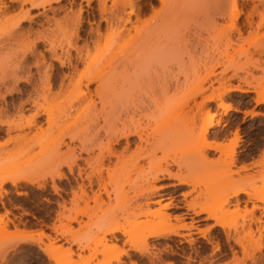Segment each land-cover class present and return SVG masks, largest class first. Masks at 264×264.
Returning <instances> with one entry per match:
<instances>
[{"label": "rangeland", "instance_id": "obj_1", "mask_svg": "<svg viewBox=\"0 0 264 264\" xmlns=\"http://www.w3.org/2000/svg\"><path fill=\"white\" fill-rule=\"evenodd\" d=\"M20 1L3 0L5 6L7 5V7L8 6L11 7V9H8L10 11L8 15L14 14L16 13V11H18V9L16 10V7L21 4ZM32 1L33 2L35 1V3H39L46 0H32ZM124 1L127 4H129L128 2L131 1L130 5L133 4V6L131 5L133 9V11H130L131 14L130 13L128 14L129 10H131V7L130 9L128 8V6L130 5L127 6V4L125 5V3H122ZM124 1L123 0H89L88 2V0H49V4L45 5V3L48 2L46 1L44 3L45 6H43L42 8L41 7L31 8L30 5L28 6V4L30 3L26 2L23 4V7L24 9L28 7L29 15L30 17L32 16L31 17L32 20L26 19L22 23L20 30L21 34L19 33L20 28L15 32L14 40L18 38V40L15 41H13V39L11 40L6 39L3 32L10 26L11 21L9 22L4 20L3 22L2 19L5 18L4 17L5 14L1 13L0 15L2 16L4 15V16L3 17L0 16V30L3 29L2 33L4 37L3 36L2 37L7 41L6 40H4V42L2 41L3 40L1 38L2 34L0 33V40L2 39L1 41L3 43L0 44V64L4 67L3 69L0 67V78L3 79L1 77V75L3 76L2 70L6 71L7 69H9V67H13L15 64H17L19 59L22 57L23 53L27 49H29L27 48L28 46L30 47L28 42H31L33 40L32 38L34 37V35L37 34L36 32H39V34L37 35H46L48 38L50 37L49 39L50 40L53 39L51 41L55 42V44L56 43L58 44V42L62 43L61 45H59L60 43L58 45L64 49L68 48L73 54L75 51L74 49L76 47L81 48L83 46L82 47L84 49L83 53H89V55L96 54L98 50L101 49L103 52L106 50L105 53L107 56H111L112 54L115 55V53L116 54L119 53L118 55L123 54L122 56H124V54L129 56V54L132 53L131 55L132 57H136V61L139 60L138 57L141 56L142 58L140 57V60L143 61L139 60L140 62H142L140 68L138 67L140 66L138 65L140 63L139 61L137 63L136 61L131 60L133 61L134 66H135V62L137 63V66L135 67L133 66V63L130 64L131 62L130 63L125 62L127 61L126 55H125L126 57L124 56V58H122V56L120 55V60L119 58L117 59L119 61L117 63L118 65L115 64L118 66V67L116 66L117 67L116 69L121 70V71L119 70L117 71L123 73L122 69L123 70L124 68L128 69V72L126 71V69L124 70L126 71L125 74L126 75L128 74L127 78H129L130 80L129 81L127 79V82L133 81V87L131 85L127 93L124 95V98L125 97L128 98L127 99L123 98L124 99L123 101L127 100L126 101L127 105H131L130 106L131 108H132V104L133 107L136 104V106L138 107L136 108L137 110L141 111L140 108H144V107H145L144 109L146 110L147 105L150 104L148 102H151L150 97H154V99H158L159 97V100H161L160 97L163 96L162 95L163 90L161 86H163L164 83H169L170 85H172V88L169 91L170 92L169 94L171 96L170 98L172 100L171 102L172 107L170 106L171 111L169 112L170 116H173V119L178 117L184 121V122L180 121L182 124L181 129L177 128L178 126L177 125L176 128L174 129L175 130L174 132H176L177 134L184 133V131H187V129H189L188 126L190 124L193 125L192 123H190V119L192 116L189 119V116L191 115L192 112H194V114L192 113L193 115H196L195 116L196 120H194V122L196 121L195 122L196 125L194 123L195 127L196 126L199 127L201 122L200 121L201 116L207 110L208 112H214V114H216L215 121L218 120L219 124L214 125L211 128L210 133L208 135V139L221 141V142L224 141L228 143V151L233 150L234 153V162H233L234 164L229 163L231 162V159L228 157L225 158L226 156L224 157L221 156L220 161L218 162V164H216L217 162L216 158H218V155H221V153L208 150L206 157L207 160L206 159L205 160L207 161V163L209 161L210 162L206 165L205 163L206 161L203 162L201 160L202 163L205 164L203 165L204 166L203 167L202 163L200 162L201 163L200 167L201 168L203 167L204 169L198 170V168H195L193 166L195 165L194 160L195 159L197 160L199 156L198 155L199 151L196 148V145H192L193 146L192 148H194V150H192L191 152L189 151L188 154L186 155V153L181 152L182 149L186 150L185 149L186 146L185 148H181L183 144L176 142L177 144H179V146L182 144V146H180L181 149L179 148V146H177L179 149L178 148L176 149L175 142H174V148L170 146L171 142H169L170 143V144L168 143L169 146L166 145L167 147H165L167 148V150L171 149L170 150L171 152L180 150V152L176 151L175 152L176 155H175L173 152L171 153L168 151L167 155L169 156V158L165 160L164 157L165 163L169 161L167 162L168 164L163 163L164 160H162L163 162L161 161V163H159L160 160L158 159V157H160L162 153H159V150L156 151L155 156L157 157L156 158L157 163H159L157 165H161V167L165 166L175 173L178 172V174L183 176L184 179L188 180L190 183L193 182L196 184L195 188L191 191L190 188L192 187V184L191 185L189 184L188 186L187 185L176 186L175 187L176 190H174L172 193L173 196L175 195L174 197L177 198L178 201H181L180 204L184 200L190 201L192 198L194 199L196 197L195 200L197 199L196 200L197 202L199 203L202 202V204L205 203V205L208 203L210 204V202L214 203L222 200L224 202V198L226 197L225 201L228 200L226 203L228 206L225 203H223L225 204L223 205V207L224 208L228 207L230 210L233 207L236 208L234 205H232L233 203H235L236 198L229 197L226 195H230L232 189L235 187L236 188L238 186L244 187V190L249 192L251 195L249 194L248 196L247 195L238 196V199L240 200L238 204L239 208L236 211L234 210V212H231V214H228V216L225 219V225H226L225 229L229 230V232L232 234L234 233L233 226L237 225L236 227L242 234V236L241 235L240 236L241 237L244 236L243 238H245V240L243 239L244 244H248L252 246L254 244L264 245V233L260 237L258 231L256 230V228L261 229L262 226H264V211L262 208H260L263 205V203L261 202V200L256 199V195L257 193H259L258 191L260 190V187L262 186V183L264 181V119L255 117V116L263 115L264 106L258 105L256 108L254 107L251 110H246L248 112L253 111L255 113L254 115H251L249 113H244V116H241V114L233 110V108L246 109L251 107V105L255 103L257 91L261 90L262 88L264 89V17H263L264 14H261L264 12V0H124ZM100 6L101 7L105 6V7L101 8ZM12 7L15 10H13ZM98 7L102 11H100ZM79 8H81L80 11H78ZM234 8L238 10L237 17L236 16L232 17ZM259 11L261 12L259 13ZM79 12L81 14H79ZM77 14L79 15V17L77 16ZM247 15H250V17H248ZM167 18L169 21L167 20ZM125 19L127 20L130 19L131 21L129 20V22H127ZM246 19L248 21H246ZM165 20L168 21L167 24ZM162 21H165L163 22V24H166L168 26L170 25V27L166 29V36L164 37L165 34L163 33L165 30L163 32L161 31L162 32L161 35L163 34V36L160 38L163 39L159 41L160 40L159 38L158 43L155 42L156 44L155 49L156 52L158 51L157 53L158 58L154 57L155 60L153 59L151 61L145 62V60H149L147 59L148 58L147 56L150 55L151 49L150 47H148L147 44H146L147 46H145V42H143L144 44L142 45V43L138 40L139 33L141 32L142 34V31L144 33L146 30H148L149 29L148 25L151 26L152 24V26H154V24L156 23L155 25L157 26V24L159 22L162 23ZM77 23L80 24L76 25ZM248 23H250V25ZM142 24L144 25V27L145 25L147 26L146 30L144 29ZM131 25L132 28L130 27L128 30L127 28ZM75 26L78 27L77 31L75 30ZM139 27L142 28L140 31H139L140 29ZM134 28H138V29H136L135 31ZM162 28L164 29L166 27L162 26ZM28 30H30L31 33L30 31L28 32ZM21 31L22 32L24 31L23 32L24 36H27L28 39H25L27 37L24 38ZM75 32L77 33V35ZM97 32L99 33V35ZM134 34H137L138 38L135 37L136 35ZM96 35H98L99 37ZM133 36L134 39L132 38ZM69 38H71L72 40ZM66 41H69V46H71L70 42L72 43L71 49L66 45L67 44ZM134 43L137 44L135 45ZM85 44L88 45L86 46ZM73 45L75 48H73ZM103 45H106V47L105 46L103 47ZM59 46L57 51L61 52V49L59 51ZM43 48L44 47L42 46L41 43L40 45L37 46L35 51L36 50L41 51ZM83 49L81 50L83 51ZM26 54L28 55L29 53ZM45 54H46V60L47 61L49 60L50 62L55 64L53 60L49 59L47 55L48 53L45 52ZM7 56L8 57L11 56L10 59L8 60V63H7V59L4 58V57L7 58ZM150 56L152 58V55ZM31 60L29 61V63L32 62ZM131 65L133 66V68ZM31 66H30V71L32 72V74L34 73L33 78L35 80L33 86L34 88L30 86H24L23 83H20L21 85H19V88H22L24 90V96L22 94L20 95V98H18L19 94L17 95V93L13 94L12 96L11 94L10 95L6 94V100L8 102L11 101V98L12 100L14 98H17L14 100L21 99L22 97L24 99L27 98L28 96L27 93L29 91L30 93H32V97H35L33 93H35L37 88L38 89L41 88L40 87L41 81H39L41 79H39L38 74L35 72L36 69L34 65L32 67ZM133 70H135V72H133ZM4 71L3 73L5 74L7 71L6 72ZM62 71H66V69L64 68V70L62 69ZM2 82L3 81H1L0 83L3 84ZM42 84L44 83L41 82V86ZM149 84L150 87L151 85H153L152 87L153 89L149 87ZM36 85L37 88H35ZM44 86H42V88ZM199 86L203 88L201 94L194 95L193 92H195V89L199 88ZM2 87L3 86L1 85V91L4 92V90H2L4 89V87L3 88ZM90 87L91 88L94 87V84ZM56 88L58 89L59 87H56L54 84L53 87L51 86L49 89L50 94L53 93L54 95L53 98L52 95L50 97V95L48 94H45L48 97L46 101L44 99L40 100V98L37 97L42 102V104L43 103L46 104L47 102L50 101L56 104V106L55 105L53 106L54 108L51 106L52 103L51 105H49L52 108L51 110L53 112L55 111L54 112V117L56 118L55 120L56 123L54 122L56 124L55 127L50 126L52 128L51 129L50 127L47 126V128L51 129L50 130L46 128L45 124H42L41 126L42 131L39 128L36 129L25 128L19 132L12 131V133H10L12 135V138L14 137L13 135H16L18 133L17 136L20 134L21 139L19 138L20 139L19 140L17 138L19 140L18 141L19 143L16 142V140L13 141L14 142L13 143L12 142L13 139L10 140L11 138L9 139L10 141L7 139L8 142L3 145L4 147L2 146V144L6 142L5 137L7 138L10 134L8 136L5 133L0 134L1 136L0 139L1 138H2L1 140H3V138L5 139V141L3 140L4 142L0 140V144L3 147L0 150V179L4 178L6 175L7 177L15 176L16 178L17 177L19 178V180L16 181L17 184L15 185H12L11 182L9 181L4 182L0 190V264H23V262H29L31 264H53L54 261H57L58 264L59 263L65 264L66 263L65 259H67L68 262L71 260L70 264H96L99 262L98 260L104 259L105 255L106 258L108 257L109 259H111L113 264H130L131 261H133V263L137 262L136 264H149L151 261L149 259L156 260L155 262L153 261L156 264H171V263L185 264L187 263L188 260L186 258L188 254H191V256H193L192 258L195 257L194 262L191 260L189 261L193 262L194 264H197L198 257L201 255L202 252H200L199 254L193 253L194 255H192V252L190 253L189 250V245H187L186 242H182V243L176 242L173 245L171 241L165 238H158V239L151 238L147 241V249L149 250V252H147L148 250L145 251L147 256L142 254L140 257L139 256L140 253L138 254L135 251L132 250L130 251L131 249L130 247H132V245L128 242L129 240L128 235L122 234L121 231L114 233L113 234L114 236L106 232L110 226L112 227L117 224L123 225L122 227L123 230L121 229L122 231L128 228L131 229L132 227H135L136 229H138V230L134 229L136 233L138 231L140 232V234L142 233V231L144 233L147 229H154L155 227L161 225L160 223L162 221L167 219V218L165 219L162 218L164 220L159 219L160 217L156 215L159 206L164 204L166 201H160V205L155 202L154 203L151 202L146 205L147 202H150V200L151 201L156 200L157 197H153V196L145 197L139 194L143 186L144 188L149 187V184H146L148 186H145V182L144 183L142 182V179H144L145 176L144 178H142L141 176L142 175L141 170H144L147 167L146 166L147 161H145L146 159L145 160L140 159V163L142 164L143 168L139 169L140 171H138V169L137 170L135 169L136 172L133 171L134 166L132 165L133 169L131 168L132 158L127 156L131 152L130 150H132L131 149L132 145L130 146L131 148L124 153V157H123V159L125 160V162L123 163L124 165H121L124 160L120 162L121 164H118L116 163L114 158L112 159L113 162L119 165V168L117 165L115 171L120 169L121 166H124L123 171L122 169H120L121 171H118L119 174H116V172L115 174H113L115 176L119 175L117 177L116 184H114L115 183L114 182L112 185L113 180H111L110 178L108 179V176L106 177L105 174L106 172L104 171L106 170L105 169V167H107L106 165H108V162L106 161H104L103 163L94 161L95 163L92 162L90 163V166H87L88 168L86 167L85 169L86 174L85 173L84 174L86 176L87 174L90 176V180H91V181L89 180L90 182H88L89 178L84 179V177L83 180L81 181V179L77 176V173L75 172L76 170L74 171L73 175L72 174L69 175V173L67 172V168H65L63 165L60 164L61 155L60 153H58L60 150H64V147L61 146L60 147L61 149L57 147L58 149H60L57 151L55 147L56 145H54L55 143L51 144L52 142H54V140L52 142L51 140L54 139L55 134L57 133L60 134V132L64 131L65 129L69 130L67 129L69 127L72 129L74 128L73 129L74 131L77 128L79 129V126L83 125L85 120L83 118L82 120L78 116L82 115V117H84L83 116L84 112L81 113V115L80 112L81 109L87 105L86 103L87 101L83 102L84 104L79 102L80 103L79 105V103L77 102L78 99L75 97L77 99L76 101L77 104H75V99L72 101L73 103H71V101L67 99L68 98L71 99L73 96H75V94L72 93L73 96H71L70 98V95L72 94L68 93L70 94L68 96L66 93H64L62 89L61 91H59V89L57 90ZM70 88L72 90L74 89L73 86L72 87L69 86V88H67L69 92L71 90ZM148 89L150 90V92L152 90L151 93L153 95L149 92ZM239 89H247L248 92L242 93L239 91ZM39 90L37 91L38 93H40ZM42 91L46 93L48 89H45V91L41 89V93H43ZM54 91L62 92L61 94L63 95L65 94L67 95V97H65V95L62 97V95L59 93L60 96H57L56 99L57 101L55 100L56 101L55 102L54 100H52L56 98ZM68 91L66 90V92ZM146 93L148 95L149 94L151 95L148 96L146 95ZM253 94H255L254 99L252 98ZM135 95L137 96V98ZM132 96L134 98V99L132 98L134 101L140 100V102H136L134 104V101L130 98ZM58 97H60V99ZM208 97H215V98L213 100H207ZM23 98L21 100H23ZM93 98L95 104L96 105L98 104L100 107L101 105L98 102L101 101L98 100L101 98L99 97H97L99 99H96V97ZM48 99L49 101H47ZM130 99L133 102L131 104H130L131 102ZM219 99L230 103L231 109L227 110L226 112H222V110L218 108L216 105ZM42 100H44V102ZM182 100H184L183 101L184 103L186 101L187 106L186 105L185 106L183 105V107L177 106L178 102L179 104H183V102L181 103ZM69 101L71 104L75 105L74 107H76V110L74 111V115L77 116V111H80L78 112V116H77L78 118L74 117L77 118L78 121H75L76 119L71 120L73 119L72 117L71 119L69 118L71 121H68L69 119L68 120L66 119L65 121V117H64L63 119L64 123H63V120L60 119V116L63 118L65 111L68 109L67 105L69 104L67 103H69ZM146 101L148 102L146 103ZM137 103L140 104V108ZM198 103L200 104V106H198L199 105ZM145 104L146 106H144ZM255 104H260V103H255ZM78 105L80 106V110L77 109L79 108ZM65 106H67V108ZM65 108L66 110L63 111V109ZM121 108L122 107H120V109ZM133 109H135V107ZM27 111L28 114L32 112L31 109ZM61 112L64 113L60 114ZM138 112L139 111L136 112L135 117H137ZM123 113L126 115V112ZM128 113L130 114L129 111ZM26 116L29 117L28 115ZM247 116H252L254 118L249 119L247 118ZM80 120L81 122L84 121L82 125L81 123H79ZM142 120H145V118ZM52 126L54 125L52 124ZM45 129L47 130L45 131ZM39 130L41 131V133ZM83 131L84 130H81L82 133H84ZM48 132L49 134H51L50 136H52L53 138L49 136ZM77 132L80 133V131ZM235 134L237 135L236 136L237 144L233 146V144H231L229 140L233 139ZM43 135L48 138L49 137L52 138L50 142H48L49 141L48 138L41 139L40 137H38ZM45 140L46 141L48 140L47 141L48 143ZM120 143L116 144L114 148L117 150L121 149V146H123L124 141L121 140ZM119 145L121 146L119 147ZM47 149L50 151H47ZM16 150L17 152L21 153V155L18 153L19 155L14 156L15 158L14 160L16 159L17 160L14 161L12 159L14 161L12 162L11 160L6 159L8 162H5L4 159L6 157L7 158L9 157V155L11 154L10 152L12 151L13 152L12 154H14ZM165 150L163 151L166 153L167 150L166 151ZM164 152L163 154H165ZM4 155L6 157L3 159L4 161L3 162L2 158L4 157ZM126 156L127 158L125 159ZM54 157H55L54 161H51L53 160L52 158ZM172 157L174 158L173 160L171 159ZM44 158H46V160ZM177 158L179 161L176 160ZM181 158L185 159L186 161H188L187 159H189L190 163L184 166V163H186V161L184 162ZM128 159L131 161V164H128L129 166L127 164L125 165V163L129 162L127 161ZM171 160L172 161L175 160L176 163L183 162L181 163L182 166L179 165L177 166V164L176 165L173 164ZM211 161H214V163L212 162L213 163L212 164ZM113 162L109 164V166L114 169L115 168L114 166L116 164H114V166L112 167ZM249 162L251 163L250 165L247 166V164L245 163H249ZM79 163L83 165L81 161H79ZM197 163L198 160L196 161V164ZM200 163H198L197 165H200ZM210 163L214 165L213 168H209L212 167L210 166L211 165ZM205 165L207 167H205ZM240 166H245L246 169H240L239 168ZM125 167L127 169H125ZM99 169L100 170L102 169L104 171L103 172L101 170L103 174L102 175L103 179L101 180L100 179L98 180V178L96 177L97 175H95V173H97ZM60 170L61 171L63 170L66 173H68L67 179L60 180L55 176L56 172H59ZM232 170H236L237 172ZM144 171H142L143 174ZM120 172H123V174H120ZM208 172H210L209 176H208ZM211 173L213 175L212 177L217 178L215 179V181L211 177ZM51 175L53 176V178ZM29 176L31 177L33 182L32 181L29 183L28 181L23 182V180H25V178ZM209 177H211V180L214 181V183H216L215 186H213L211 180L208 179ZM51 180H53L56 186L58 187L56 191L57 193L54 192L55 190L51 187L53 182ZM208 180L212 183L209 184V187L207 186V184L209 183ZM151 181L152 180L149 179V183L154 186L177 182L173 178L152 181V183ZM205 181H206V185L204 183ZM103 182L104 185H106L105 187L107 188V190L111 191L110 193L108 191L109 193L108 197L106 196L107 194L102 190L103 188H101L104 185L100 186V184ZM80 183L84 185L85 194L80 193L81 192L79 190ZM134 183L139 187L142 186L140 187L141 189H139V187L136 188ZM201 183H203L204 185ZM132 186H134L135 188H133ZM148 189H150V187ZM172 189L173 188L170 187L169 191ZM72 190L77 192L76 196L72 195ZM188 191H190L189 194H187L184 197L186 199H184L183 197L182 199L179 193L188 192ZM98 192H101L99 193V197L101 198V200H99L100 199L99 198L98 200H96V202L95 200L93 202L92 200L94 199L93 195L95 193L98 194ZM77 196H79L80 198H77ZM148 198L149 201H147ZM185 201L183 203H185ZM61 204H64L66 208H63V210L60 209ZM252 204L257 205L258 208H255L253 210V213L249 214L250 212L249 213L247 212L246 214V211L251 209ZM223 207L220 208L221 211H219V214L220 212L223 211L224 209ZM85 209H87L88 211L87 210L85 211ZM146 209L152 211H144ZM80 210H84L81 211L82 213L83 212L84 213L79 214ZM183 210L184 209L175 210L173 208H169L165 211L171 214V216H174V214L175 215L181 214L185 216L183 221L180 222L176 221L174 217H170L169 221L171 224L177 225L178 223L182 224L183 222L189 223L191 221L190 220L191 217H194V219L196 218L195 220L197 221H194L193 224L199 229H204L207 226H210V224H213V220L211 219H201L205 217V214L203 215L201 214L199 215V217L194 216L191 213L185 215L183 214L185 210L184 211ZM243 210H245V212ZM152 213L154 214L156 213V214L153 215ZM142 214H146L147 216L146 215L143 216ZM69 215L71 217L72 216L73 217L76 216V217L72 221L71 220L69 221L68 219L65 220L67 217L68 218L70 217ZM162 217H165V215H163ZM252 217H254V219L256 220L257 219L259 220L261 219V220L260 221L255 220L254 222H252L249 220V218ZM127 219L129 221H126ZM249 222H250V228L254 232H253V236L248 238V236L247 237L245 236V230L248 229L247 226ZM63 223L67 225L66 226L67 229ZM59 226L61 227V229ZM63 226L64 228L62 230ZM241 226L242 229L240 228ZM3 228L6 229L4 230ZM64 229L66 230L71 229V230L70 231L68 230L67 232ZM41 231L43 232V235H41V240H42L41 243L29 240L15 245L16 242L14 238L17 235L29 232L31 234H34L35 237H37ZM180 231L187 232L186 229H180ZM223 232H224L223 229H221L219 226L214 227L213 233L214 234L216 233L217 235L216 239L219 241V244L221 245V251L220 252L216 251L217 253H214L216 255H214L211 258L212 261L214 259L213 261L214 263L212 262V264H230L232 262L230 255L231 253L229 252L230 250L229 248L227 249V247H225L227 245L224 239ZM136 233H134V235H137ZM193 237L196 238V245L201 246L204 249L201 255L202 258L200 257L199 258L203 259V256L206 257L205 259H203V261H205V264L207 263L209 264L208 259L212 255L211 245L206 244L205 238L203 237H199L198 235L196 236L195 234L193 235ZM174 238L176 239L177 237ZM8 239H11V242H9ZM78 239H80V242H78L79 241ZM93 239H95L94 240L95 245L92 242ZM50 242L58 246L55 251L56 254L55 256H57V258L48 259L45 253L41 249L42 247H44V244H48ZM230 243L232 244L233 241L232 242L230 241ZM86 244L88 246H86ZM105 245H107V247H112L111 251L107 253L106 252L103 253L102 249H105L103 248L105 247ZM175 245H177L178 248L181 247V249H183L184 247L183 250L185 253L183 254L180 252V254H183L181 257L180 255L178 256L174 253L169 254L171 250L175 251ZM233 245L235 246V244ZM83 246L85 247L83 248ZM169 246L171 247L169 248ZM165 247L166 248L168 247V249L166 250ZM223 247H225L226 250ZM234 248L236 250H240L237 245ZM5 249L7 250L5 251ZM125 251L129 252L128 253L129 256L125 255L124 253ZM218 252L222 254L220 255ZM2 253H3V257H1ZM226 253L228 254V256ZM262 253L264 254V249ZM150 254H154L155 256ZM238 254L239 256H241L240 253ZM256 254L257 256L260 255L258 252H256ZM68 255H69V259L67 257ZM148 256L151 257L149 258ZM116 257H119L120 259L119 262H116L115 260ZM147 257L149 259H147ZM246 262L249 263L248 260Z\"/></svg>", "mask_w": 264, "mask_h": 264}, {"label": "bare ground", "instance_id": "obj_2", "mask_svg": "<svg viewBox=\"0 0 264 264\" xmlns=\"http://www.w3.org/2000/svg\"><path fill=\"white\" fill-rule=\"evenodd\" d=\"M18 1H20V0H18ZM46 1H48V2H46ZM46 1H42V2H39V3H35V1L33 2L32 0H21L20 1L21 4L18 2L20 4V5H18L19 8H18V6L16 7V10L18 9V11H16V13H14V14L8 15L10 13V11L8 9H11V7L8 6L9 7L8 8L7 5L5 6V4L3 3V0H0V14L1 13L2 14H5V16L3 15L5 17L4 19H2L3 22H4V20L5 21H9V22L11 21L10 26L7 29L5 28L6 30H4V32H3L4 35H5V37H6V39H8V40L13 39V41L18 40V38H16L14 40V38H15L14 37L15 36V32L20 28L19 29V33H20L21 25H22V23L26 19L32 20L31 19L32 16L30 17V15H29L28 7L25 6L27 9L26 8L24 9V7H23V4L24 3H26V2L30 3V4H28V3L27 4H28V6L30 5L31 8H34V7H37V8L38 7H41L42 8L46 4H49V0H46ZM36 2H38V1H36ZM88 2H89V0H88ZM44 3H45V5H44ZM122 3H125V1L122 2ZM128 3L129 4L125 3V5L126 4H127V6L130 5L131 1L128 2ZM102 5H103V3H102ZM131 5L133 6V4H131ZM131 5L128 6L129 9L131 7V10H129L128 14L130 13V11H133ZM12 9H13V7H12ZM80 9L81 8H79L78 11H80ZM13 10H15V9H13ZM99 10H100V8H99ZM123 10H124V8H123ZM100 11H102V10H100ZM260 12L261 11H259V13ZM79 14H81V13L79 12ZM261 14H264V12L261 13ZM237 15H238V10H236V8H234V12H233V16L232 17H234V16L237 17ZM0 16L3 17L2 15H0ZM77 16L79 17L78 14H77ZM135 16H137V15H135ZM247 16L250 17V15H247ZM263 17H264V15H263ZM125 20L127 22H129L130 19L129 20L125 19ZM167 20H168V18H167ZM74 21H76V20H74ZM165 21H162V23L159 22L157 24V26L155 25L156 24L155 22H154L155 23L154 26H152V24H151V26L148 25V28H149L148 30H146L147 26L145 25V27H144V25L142 24L143 27H144V29L146 31L144 33L142 31V34L140 32L139 33V36L137 35L138 34L137 32H136L137 34H134V35H136L135 37H137V36L139 37L138 40L142 43V45L144 44L143 42H145V46L148 45V47H150V49H151V53L150 52L149 53H150V55H152V58H151L150 55L147 56L148 57L147 59H149V60H145V62L146 61L153 60L154 57H157L158 58V55H157L158 51L156 52V49H155L156 44H155V42L158 43L159 38L163 36V34L161 35V33L164 30L165 31L163 33L165 34L164 35V37H165L166 36V29L168 27H170V25L169 26L166 25L169 20L166 21V24H163V22H165ZM246 21H248V20L246 19ZM147 22H146V24H147ZM74 23H76V22H74ZM79 24L77 23L76 25H79ZM160 24L163 27H166V28L163 29ZM168 24H170V23H168ZM248 24L250 25V23H248ZM130 27L132 28V25L129 26L127 29L129 30ZM77 28L78 27L75 26V30L76 31H77ZM134 29L136 31V29H138V28H134ZM141 29L142 28H140L139 31ZM2 30H0L1 31L0 33L2 34L1 35V38L3 39V40L2 39L1 40L4 42V40H6V39L3 38L4 36H3ZM29 31L30 30H28V32ZM23 32H22V35L24 36V33ZM30 33H31V31H30ZM36 33L39 34V32H36ZM36 33H34V34H36ZM41 33H43V32H41ZM37 34L34 35V37L32 38L33 39L32 41L30 40L31 42H28V44L30 45V47L28 46L27 48H29V49L26 48L28 51L26 50L25 52L26 53H29V54L27 55L24 52L23 55H22V57L19 59L18 63L14 65L15 68L13 66V67H9V69L6 70L7 72L9 71L8 73L6 71L2 70V74H3L4 77L1 75V77L3 79L0 78L1 81H3L2 82L3 84L0 83V134L1 133H5L8 136L10 133H12V131H18L19 132V131H21V130H23L25 128H31V129L32 128L33 129L39 128L42 131V128H41L42 124H45L46 128H47V126L48 127H50V126L51 127H55V125H56L55 124L56 123V121H55L56 118L54 117V112L55 111L53 112L51 110L52 109L51 106L52 107L54 105L56 106V104H54L53 102L50 101V102H47V103L45 102L46 104L43 103L44 104L43 105L42 102L40 101L41 99H44L46 101V99L48 97L45 94L50 95V97L52 95V98H53L54 95H53L52 92H51L52 94H50L49 89H50L51 86L53 87V85L55 84L56 87H59L58 88L59 91H61V89H62L64 91V93H66L68 96L70 94H72V93L75 94V96H73V94L70 95V98H71V96H73L71 99H69V98L67 99V100H70L71 103H73L72 101L74 99H75V104H77V102L78 103L81 102L82 104H84L83 102L87 101L86 102L87 105L86 106L83 105L85 108L83 107L84 108L83 109L82 108V105H81V108L83 110L81 109V112L80 111H77V116H78V112H80V115H81V113L84 112L83 113L84 114L83 115L84 117H82V115L81 116H78V117L81 118V119L83 118L85 120V122L83 121L85 124L83 122H81V120H80L79 123H81V125L83 123V125L82 126H79V129L77 128V129H75L73 131L74 128L72 129V128L69 127V128H67L69 130H66L65 129L66 131L64 130V131H61L60 134L59 133L55 134L57 137L54 135V139H52L53 137L50 136L51 134H49V132H48V134L52 138L46 137L47 134H46V136H44L45 135L44 134L43 135L44 137L43 136H38L41 139H43V138L44 139H47L48 138V140H49V141L47 140L48 142H50L51 139H52L51 142L54 140V142H52L51 144H54L55 143L54 145H56L55 147H56V150L57 151L61 149L60 148L61 146L64 147V150H60L61 152L59 151L58 153H60V155H61L60 156V164L63 165L65 168H67V172L69 173V175H71V174L73 175L74 171L76 170L75 172L77 173V176L81 179V181L83 180V177H84V179H86V178L88 179L89 178L88 179V182H90L91 181L90 180V176L88 174H87V176L85 175L86 174V172H85L86 171L85 170L86 167L87 166H90V163H92L94 161H97V162H100V163H103L104 161H106V162H108V165H106L107 167H105L106 170H104L106 172L105 173L106 174V177L108 176V179L110 178L111 180H113L112 185H113L114 182H115L114 184H116L117 183V177L119 175L115 176L113 174H115V172H116V174H119L118 171H121L120 169H122V171H123L124 170L123 169L124 166H121V168L118 169L117 171H115V169H116L117 165L118 164H121L120 162H122L124 160L123 159L124 153L127 150H129L131 148L130 146L132 145V148L131 149L133 151L130 150L131 151L130 153H132V154H130L129 151H128L129 154L127 155V156H129V157L132 158V159L129 158V159H131L132 164H131V161L128 159L127 161H129V162L128 163H125V165L126 164L127 165L128 164H131V168L132 169H133L132 165L134 166V170L133 171H135V169L136 170L138 169V171H140L139 169H142L143 168L142 164L140 163V159H143V160L146 159L145 161H147V163H146L147 165L145 164L147 167L145 166L146 167L144 169L145 171L144 170H141V174H142L141 176H142V178H144V176H145V178L142 179V182L143 183L145 182V186H148L146 184H149L150 189H148L149 187L148 188H146V187L144 188V186L141 189L140 187H142V186L139 187L138 185H136L134 183L135 186H136V188L139 187V189H141V192L139 194H141L142 196H145V197L146 196L147 197L148 196L157 197L156 200H153V201L150 200V202H147V203L145 202L146 205L148 203H151V202H153V203L155 202V203H157V204L160 205V201H166L164 204H162V205L159 206V208L157 209V214L156 213L155 214L160 217V218L158 217L159 219H162V218H164V219L167 218V219L166 220L162 219L164 221H162L160 223L161 225L155 227L154 229H147L144 233L142 231V233L140 234V232H138V231L136 233V231L134 230V229H136L135 227H132L131 229L130 228H128V229L125 228L126 230L122 231L123 230L122 229L123 225H121V224L118 225L117 224V225H114L112 227L110 226L108 228V230L106 231L108 234H112L113 235L114 233H116L118 231H121L122 234L128 235L129 236L128 242L132 245V247L129 246L131 248L130 251L132 250V251L137 252L138 254L140 253L139 254L140 257H141L142 254L146 255L145 251L148 250L147 249V241L149 239H151V238L152 239L165 238V239H168L169 241H171V243L173 245L176 242H178V243L186 242L187 245H189V250H190V253L192 252V255L199 254L200 252L203 253L204 249L201 246H197L196 245V238L193 237V235L195 234L196 236L198 235L199 237L205 238V243L211 245V247H212V252H211L212 255L210 256V258L208 259V261H209V264H212V262L214 261V259L212 261L211 258L214 255H216L214 253H217L216 251H219V252L221 251V245L219 244V241L216 239L217 238V235H216V233L215 234L213 233L214 227L215 226H219L224 231L223 232L224 233L223 235H224V239L226 241V245L227 246H225L224 244L223 245L225 247H227V249L229 248V250H230L229 252L231 253L230 255H231L232 262L230 264H233V262H234V264H249V263L250 264H263L264 254L262 253V251L264 249V245H262V244L255 245L254 244L252 246V245L244 244L245 238H243L244 236L241 237L242 234L240 233V231L236 227L237 225L236 226H233L234 227L233 228L234 229V233H232V234L229 232V230H226L225 229V226H226L225 225V219H226V217L228 216V214H231V212H234V210L236 211L239 208L238 207L239 206L238 204H239V201L240 200L238 199V196L239 195H247L248 196L250 194L249 192H247L246 190H244V187H239V186L237 188L235 187V188L232 189L230 195H226V196H229V197H235L236 198L235 199V203L232 204V205H234L236 207V208L233 207L234 209L232 208V209L229 210L228 207L227 208H224L223 207V205H225L227 203V201H228L227 199H226L227 201H225V198L226 197L224 198V202L222 200V201H218L219 203L218 202H214V203H211L210 202V204L208 203L206 205H205V203L202 204V202L201 203L197 202L196 201L197 199L195 200L196 197L194 199L192 198L190 201H187V200L185 201L184 200L185 203H183L184 202L183 201L180 204L181 201H178V199L174 197L175 195L173 196V194H172L173 191L176 190L175 187L176 186H183V185H187L188 186L189 184L190 185L192 184V187L193 188L192 187L190 188V191H191V190H193L195 188V185L196 184L193 183V182L190 183L188 180L184 179L183 176H181L180 174H178V172L175 173V172H173L172 170H170L169 168H167L165 166L164 167L163 166L161 167V165H157V164L161 163L162 160H164V157H165V160H167V158H169V156L167 155V152L168 151L171 152L170 151L171 149L170 150H167V148H165V147L169 146V144H170L169 142H171L170 146H172L173 148H174V142H175V145H176L175 148L176 149L178 148L177 146H179V144H177V143H182L183 144L184 147L181 144L180 145V146H182L181 148H185V146H186L185 149L188 150V151H186L184 149H182V151H181L182 153H186V155L188 154L189 151L191 152L192 150H194V148H192L193 147L192 145H196V148L198 149V151L200 153V154L198 153V155H199L198 156V159H197L198 160V163H200V162L202 163V161L203 162L206 161L207 160L206 159V157H207V151L208 150H212V151H216V152L221 153V155H218V158H216V161H217L216 164H218V162L220 161L221 156L222 157L226 156L225 158H227V157L230 158L231 159V162H229V163L232 164L234 162V153H233V150L232 151L231 150L228 151V143H226L224 141L221 142V141L209 140L208 139V135L210 133L211 128L214 125H218L219 124L218 123V120L215 121L216 114H214V112H208V110H207L201 116L200 125H199V127L196 126L197 127V129H196V127H195V125H196L195 122L196 121L194 122V120H196L195 119L196 118L195 117L196 115H193L194 112H192L193 114L191 113V115L189 116V119L192 116L191 119H190V123H192L193 125H191V124L189 125L188 124L191 128L188 126L189 129H187V131H184V133L177 134L176 132H174L175 131L174 129L176 128L177 125H178L177 128H180L181 129V125H182L181 122L183 120H181L178 117H176L177 119L176 118L173 119V116H170V113H169L171 111V107H172L171 106L172 105L171 104L172 100H171V98H170L171 96L169 94L170 93L169 91L172 88V85H170L169 83H164L163 86H161V88L163 90L162 91V93H163L162 94L163 95L162 97L163 98L160 97L161 100H159V97H158V99H154V97H150L151 99L150 98L149 99L151 100V102L146 101V103L147 102L150 103L149 105H147L146 110L144 109L145 108L144 106H146V104L144 106L142 105L144 108H140V104L139 103H137V104L139 105V108L141 109V111L140 110H137L136 108H138V107L136 106L135 103L136 102H140V100L137 99L138 101H134L133 100L134 99L133 96L130 97L131 99L133 98L132 100L134 101V104H135L134 105V107L136 109L135 110V109H133L134 108L133 107V104H132V108H131L130 107L131 105H127V102H126L127 100L126 101H123L124 99H127L128 98V97L127 98L126 97L124 98V95L127 93V91L129 90V88H130L131 85L133 87V81L129 82L130 80H129V78H127L128 77L127 76L128 74L127 75L125 74L126 71L128 72V69L124 68V70L126 69V71H124L122 69V72L123 73H120L119 72L121 70L116 69L118 67L117 66L118 65L117 63L120 60V55L121 54L118 55L119 53L118 54L115 53V55L112 54L111 56H107L106 53H105L106 50L103 52L101 49L98 50V48H97L98 52L96 54H90L89 55V53H83L84 52V49L82 48L83 46L81 48L79 47L80 48L79 49L78 47L75 48L74 45H73V48H75L74 49L75 51H74V54H73L68 48H65L64 49V48L60 47L59 45H61L62 43L58 42V44L60 43L59 45L57 43L55 44V42L51 41L53 39H51V40L49 39L50 37L48 38L46 35H37ZM76 35H77V33H76ZM98 35H99V33H98ZM98 35H96V36H98ZM25 37H27V36H24V38ZM24 38H23V40H24ZM132 38L134 39V36ZM25 39H28V37L25 38ZM69 39H71V38H69ZM161 39H163V38H160L159 41H161ZM1 40H0V42H1L0 44H3ZM139 41H138V43H139ZM136 42H137V40H136ZM41 43H42V46L44 47L43 48L44 50L43 49L41 51H37L36 50L37 51L36 52L35 49ZM66 43H67L66 45L71 49L72 48L71 47L72 46V43L70 42V45L71 46H69V41H66ZM96 43H97V41H96ZM134 44L136 45L137 43H134ZM106 45H107V43H106ZM106 45H103V47L104 46L106 47ZM58 46H59V51L61 49V52H58L57 51ZM97 47H98V45H97ZM81 49H83V51ZM86 49H87V47H86ZM45 52L48 53L47 55H48L49 59L53 60V62H55V64L52 63V62H50L49 60L48 61L46 60V54H45ZM87 52H89V51H87ZM131 54L132 53H130L129 56L126 55V54H124V56L125 55L127 56V57L125 56L126 59H127V61H125V62H127V63L128 62L129 63L131 62L130 64L133 63V61H131V60L136 61V57H132ZM117 55H118V57H117ZM155 55H157V56H155ZM124 56H122V58H124ZM10 57H8V56H7V58L4 57L5 59H7V63H8V60L10 59ZM140 57H138L139 60H140ZM118 58H119V60H117ZM29 59L32 61L31 63H29V61H30ZM144 59H146V58H144ZM139 60H137L136 62L138 63ZM115 61H117V62H115ZM140 61H143V60H140ZM136 62H135V66H137V63ZM141 63L142 62H140L138 64V65H140V66H138L139 68L141 67ZM32 64L34 65V67L36 69L35 72L38 74L39 79H41L39 81H41L42 83H44L46 87L44 86V84H42V86H44L42 88L41 82H40V87H41V88H39L40 90L37 88V85L35 86V88H37L39 90V92H40V93H38L37 92L38 90L36 89L35 93H33L35 95V97H32V93H30V91L29 92L27 91L28 92V93L26 92L28 94L27 98L24 99L22 97L23 100H21L22 98L21 99H18V100H14V99H17V98H14L13 100L11 98V101L8 102L6 100V94H8V95L11 94V96H12L13 94H16L17 93V95L19 94L18 95L19 96L18 98H20V95H22V94L24 96V90L22 88H19V85H21L20 83H23L24 86H30V87L34 88L33 87L34 86V83H35V80L33 78L34 77V75H33L34 73L32 74V72L30 71V66ZM115 64H117V65H115ZM130 64H128V65H130ZM133 66H134V63H133ZM133 66H132V68H133ZM0 67L2 69L4 68L1 64H0ZM125 67H126V65H125ZM138 67H136V68H138ZM64 68L66 69V71H62V69L64 70ZM117 70H119V71H117ZM3 71L6 72L7 74L5 73L6 74L5 75L3 73ZM133 72H135V70H133ZM129 76H130V74H129ZM4 78H5V80H4ZM127 79L129 80L128 82H127ZM93 84H94V87L91 88L90 86H92ZM1 85L4 87V89H2V90H4V92L1 91ZM69 86H71V87L73 86V88H74L73 90L70 88L72 90V92H71V90H70V92L68 91L67 88H69ZM149 87H150V84H149ZM152 87H153V85H151L150 88L153 89ZM44 88L45 89H48V91H46V93H44L42 91L43 93H41V89L45 91ZM66 90L68 92H66ZM202 90H203V88L199 86V88L195 89V92H193V93H194V95L195 94H198L199 95V94H201ZM32 91H34V90H32ZM59 91H56V92L54 91L56 98L55 99H52V100L55 101L57 99V96H60L59 93L61 94L62 92H59ZM239 91L242 92V93L248 92L247 89H239ZM146 92H148V91H146ZM149 92H150V90H149ZM151 92H152V90H151ZM68 93H70V94H68ZM131 93H133V92H131ZM151 94H149V95H151ZM256 94L257 95H256L255 103L264 104V89L262 88L261 90L257 91ZM61 95L63 97L65 94L64 95L61 94ZM67 95H65V97H67ZM146 95H148V94L146 93ZM127 96H129V95H127ZM37 97L40 98V100ZM75 97L78 99V101H77V99ZM93 97H96V99H99V98L102 99L103 98L102 100L101 99L98 100V101H101V102H98L101 105L100 107H99L98 104H97L98 106L95 104V101H94V98ZM97 97H99V98H97ZM58 98L60 99V97H58ZM136 98H137V96H136ZM190 98H191V96H190ZM214 98L215 97H208L207 100H213ZM218 98H219V96H218ZM49 99H51V98H49ZM49 99L47 101H49ZM131 99H130V101H131ZM44 100H42V101L44 102ZM70 101H69V103H67V104H69V105H67L68 106V109L66 110L67 106H65L66 108L63 109V111L66 110L65 113L63 112L64 113L63 118L59 115L60 116V119L63 120L64 117H65V121H66V119L68 120L69 118L71 119V117H72L73 119H71V120H75L76 119L75 121H78V119H77L78 117L76 115H74V111L76 110V107H74L75 105L74 104H71ZM183 101L184 100H182L181 103ZM186 101H187V99H186ZM186 101H185V103L183 102V104H179V102H178V105L177 106H181V107H183V105L184 106L185 105L187 106ZM129 102H128V104H129ZM51 103H52V105H51ZM131 103H133V102L131 101L130 104ZM123 104H125V105H123ZM49 105H51V106H49ZM79 105H80V103H79ZM216 105H217L218 108H220L222 110V112H226L227 110L231 109L230 103L225 102V101H223L221 99H219V101L217 102ZM198 106H200V104ZM120 107H122L121 108L122 110L120 109ZM181 107H180V109H181ZM118 108H119V110H118ZM130 108L133 109V110H131ZM30 109L32 110V112L30 114H28V111L27 110H30ZM77 109L80 110V106ZM142 109L145 110V111H143ZM233 110L236 111V112H239L240 111L237 108H233ZM26 111H27V114H26ZM128 111L130 112V114L128 113ZM137 111H139L138 112L139 114L137 113V117H135V114H136ZM123 112H126V115ZM63 113L61 112L60 114H63ZM244 113H249L251 115H254L255 114L253 111L252 112L251 111L248 112V111H245V110H244ZM72 114H73V116H72ZM26 115H28L29 117H27ZM56 117H57V115H56ZM74 117H77V118H74ZM143 117L145 118V120H142V119H144ZM70 119L68 121H71ZM60 122H62V121H60ZM63 123H64V120H63ZM178 123H180V124H178ZM194 123H195V125H194ZM52 124L54 126H52ZM81 127L82 128L84 127V128L82 129ZM50 128H47V129H50ZM47 129H45V131ZM81 130H84L83 131L84 133H82ZM41 131H40V133H41ZM77 131H80V133L77 132ZM17 134L16 135H13L14 136L13 138H12V135L11 134H10L11 136L10 135L8 136L9 138L8 137L7 138L5 137L6 142H4L5 141L4 138H3L4 141L1 140L2 139L1 138L0 140L4 142V143L2 142L3 143L2 146L5 143H7L10 138H11L10 140L13 139L12 142L15 141V140H16V142H18L21 138H20V134L18 136H17ZM236 136L237 135L235 134L234 138L229 140V142L231 144H233V146L237 144V137ZM15 137H16V139H15ZM55 137H56V140H55ZM17 138L18 139L20 138V139L18 140ZM121 140L124 141L123 146L119 145V147L121 146V149H119V150L115 149L114 146H116V144H119ZM15 144H17V143H15ZM2 146L0 144V150L4 147V146L3 147ZM133 146H134V149H133ZM180 146H179V148H180ZM57 147L60 148V149H58ZM158 150H159V153H162V155H163V156L162 155L161 156L159 155L161 157V158L158 157V159L160 160L159 163H157V159H156L157 157L155 156V153ZM163 150H165L166 153ZM12 151L10 152L11 154L13 153ZM47 151H50V150L47 149ZM160 151H162V152H160ZM176 151L180 152V150H176ZM176 151H174V152L172 151V152L175 154ZM16 152H17V150H16ZM16 152L14 153L15 155L12 154L13 157H12L11 154H10L11 156L9 154H7V155H9L8 158L4 155V157L2 158V161H3V159L5 157H6L4 159L5 162H8L7 160H11L12 162L16 161L17 159L14 160L15 159L14 156L19 155V154L21 155V153H19V152L16 153ZM163 152L165 154H163ZM229 152H231V153H229ZM156 155H158V154H156ZM127 156L125 157V159L127 158ZM16 158H18V157H16ZM113 158L115 159L116 163H118V164H116L115 162H113V160H112ZM44 159L46 160V158H44ZM52 159L53 160H51V161H54L55 157L52 158ZM171 159L173 160L174 158L172 157ZM181 159L184 162L186 161L183 158H181ZM165 160H164V162L163 161L162 162L165 163ZM168 160H170V159H168ZM176 160H178V158ZM187 160L188 161H186V163H184V166L187 165L188 163H190L189 162V159H187ZM197 160L196 159L194 160V163H195L196 166L195 165H193V166L195 168H198V170L199 169H202L203 170L204 169L203 168L204 167L203 165L205 163L207 165L210 162L209 161L207 163V161H206L204 164L202 163V166L203 167L201 168L200 167L201 166V163H200V165H197L198 163L196 164V161ZM79 161H81L83 163V165L80 164ZM112 162H113L112 167L114 166V164H116L114 166L115 167L114 169L109 166V164H111ZM124 162H125V160L122 162L121 165H124L123 164ZM167 162H169V161H167ZM212 162L214 163V161H211V163ZM172 163L175 164V165L177 164V166L178 165L179 166H182L181 163H183V162H179V163L177 162L176 163V161L174 160V161H172ZM212 164L210 165L212 167H209V168H213L214 165H212ZM206 165H205V167H207ZM118 168H119V165H118ZM177 168H180V167H177ZM209 168H207V169H209ZM239 168L240 169H246L245 166H240ZM125 169H127V168L125 167ZM101 170L99 169L97 171V173H95V175H97L96 177L98 178V180L99 179L100 180L103 179V177H102V175H103L102 174V171L103 170L102 171ZM202 170H200V171H202ZM142 171H144V174L145 175L143 174ZM232 171L237 172L236 170H232ZM68 173H66L63 170L62 171L60 170L59 172H56L55 176L58 179L63 180V179H67L68 178V176H67ZM83 174H84V176H83ZM120 174H123V172H120ZM209 174H210V172H208V176H209ZM212 176L213 175L211 173V177ZM8 177L6 175L4 178L0 179L1 180L0 181V190H1L2 185H3L4 182L9 181V182H11L12 185H15V184H17L16 181L19 180V178L18 177L16 178L15 176H14L15 178L13 176H12L13 178L11 176L9 178ZM112 177H113V179H112ZM114 177H116V178H114ZM211 177H209L208 179L211 180ZM52 178H53V176H52ZM172 178L175 179L177 182L176 183H170V184H164V185H157V186H154V185H152V184L149 183V179H151L152 181H157V180L172 179ZM212 178H213L214 181H215V179H217L215 177H212ZM22 179H24V178H22ZM114 179H116V180H114ZM143 180H145V181H143ZM24 181H28V183H29V182L32 181V179L29 176V177L25 178V180H23V182ZM51 181H53V180H51ZM152 181H151V183H152ZM214 181L211 180V182L213 183V186H215V184H216V183H214ZM53 182H52V186L51 187L55 190V191L54 190L53 191L56 192L57 189H58V187L56 186L55 182L54 183ZM208 182L209 183L207 184V186L209 187V184L211 182L209 180H208ZM204 183L206 185V181ZM263 183H264V181H263ZM263 183H262V186L260 187V190L258 191L259 193H257V195H256V199L261 200V202L263 203V205L261 207L260 206L259 207L262 208L263 211H264V184ZM201 184H203V183H201ZM101 185H104V182L101 183L100 186ZM117 185H119V184H117ZM140 185H142V184H140ZM105 186L106 185H104L101 188H103L102 190L107 194V195L106 194L105 195L108 197L109 196V193L111 191L107 190V188ZM132 187L135 188L134 186H132ZM170 187H172L173 189L169 191V188ZM139 189H138V192H139ZM79 190L81 191L80 193L85 194V192H84L85 191L84 190V185L82 183L79 184ZM108 191H109V193H108ZM190 191H188V192H182V193H179V194H180L181 198L182 197L184 198L187 194H189ZM201 191H202V189H201ZM99 193H101V192H98V194L95 193L93 195L94 196L93 197L94 199H92L93 202H94V200L96 202V200H98L100 198L99 197ZM76 194H77V192L72 190V195L73 196H76ZM136 195H138V194H136ZM197 197H199V196H197ZM77 198H80V197L77 196ZM149 198H148L147 201H149ZM184 199H186V198H184ZM99 200H101V198ZM97 202H99V201H97ZM216 203H218V204H216ZM223 203H225V204H223ZM96 204H98V203H96ZM228 204H230V203H228ZM215 205H217V206H215ZM251 206L252 207H251L250 210L245 209V210H247L246 211V214H247V212L248 213L250 212L249 214H251V213H253V210L255 208H258V206L255 205V204L254 205L252 204ZM221 207H223L224 209L222 208L223 211L220 212V214H219V211H221V209H220ZM63 208H66V207H65L64 204H61L60 209L63 210ZM169 208H173L175 210L176 209H184L185 212H183V214H185V215L191 213L192 215L199 217V215L205 214V217H203L201 219H211V220H213V224H210V226H207L204 229H199L196 226H194L193 222L194 221H197V220H195L196 218L194 219V217H191L192 216L191 215L190 216L191 217V219H190L191 221L189 223L183 222L182 224L178 223L177 225L176 224L173 225L169 221L170 217H174V219H176V221L180 222V221H183V219L185 218V216H183L181 214L180 215H175L174 214V216H171V214L165 212ZM86 210L87 209H85V211ZM124 210H125V208H124ZM245 210H243V211L245 212ZM81 211H84V210H80V213L79 214H83L84 213V212L82 213ZM140 211H141V209H140ZM144 211H152V210H147L146 209ZM58 214H60V213H58ZM152 214L155 215L154 213H152ZM142 215L145 216L146 214H142ZM163 215H165V217H162ZM75 217L76 216H74V217L73 216L72 217L70 216L69 218L67 217L65 220L68 219L69 221L70 220L72 221L73 219H75ZM135 217H136V214H135ZM249 220L252 221V222H254L256 219H254V217H252V218H249ZM257 220H259V219H257ZM126 221H129V220L127 219ZM165 221H167V222H165ZM59 223H61V222H59ZM52 226H54V225H52ZM60 226H61V224H60ZM66 226L67 225H65V227ZM63 228H64V226L62 227V230H63ZM240 228L242 229V226ZM247 228L248 229L245 230V236L246 237L248 236V238L249 237H252L254 231H252V229L250 228V222H249ZM3 229L5 230L6 228H3ZM60 229H61V227H60ZM66 229H67V227H66ZM66 229H64V230L68 232L69 229L68 230H66ZM180 229H186L187 232L186 231L185 232L184 231L181 232ZM192 229H193V231H192ZM136 230H138V229H136ZM256 230L258 231L259 236L261 237L263 235V233H264V226H262L261 229L256 228ZM243 232H244V230H243ZM63 233H64V231H63ZM134 233H136L137 235H134ZM68 234H70V233H68ZM41 235H43V232L42 231L38 234L37 237H35L34 234H31L29 232L19 234V235H17L14 238L15 239V242H16L15 245L16 244H19L21 242L29 241V240L36 241L38 243L39 242L41 243L42 242ZM243 235H244V233H243ZM174 237H177V238L175 239ZM114 238H116V237H114ZM78 240H79L78 242H80V239H78ZM94 240L95 239H93V241L92 240L91 241L94 243L95 242ZM8 241L11 242V239H8ZM230 241L231 242L233 241V243L231 244ZM233 244H235V246L237 245L240 250H236L234 248L235 246ZM94 245H95V243H94ZM194 245H196V246H194ZM86 246H88V245L86 244ZM57 247H58L57 245H55L54 243H51L50 242L48 244H44V247H42L41 249L45 253V255L47 256L48 259H53V258H57V256H55L56 255L55 254V251H56ZM84 247L85 246H83V248ZM170 247L171 246H169V248ZM225 247H223V248H225ZM103 248H105V249H102L103 253H105V252L107 253V252L111 251V249H112V247H107V245H105V247H103ZM165 249L167 250L168 247L167 248L165 247ZM176 249H178V250H176ZM183 249H184V247H183ZM183 249H181V247L178 248V246L175 245V251L171 250L172 251L171 252L169 250L170 251L169 254L170 253H174V254H176L178 256L180 255V257H181L185 253ZM6 250L7 249H5V251ZM225 250H226V248H225ZM178 251H179V253H178ZM147 252H149V250ZM180 252L183 253V254H180ZM256 252H258L260 255L257 256ZM3 253L1 255V257H3ZM124 253H125V255L129 256V254H128L129 252L125 251ZM202 253H201V255H202ZM238 253H240L241 256H239ZM219 254L221 255L222 253H219ZM150 255H154V254H150ZM186 255H184V256H186ZM201 255L200 256L198 255V256L200 258H202ZM223 255H225V254H223ZM227 256H228V254H227ZM67 257L69 259V255ZM148 257L150 258L151 256H148ZM148 257H147V259H149ZM192 257L193 256H191V254H188L186 256V258L188 260L186 259L187 260V263H185V264H192L195 261V257L194 258H192ZM199 257H198L197 264H205V261H203V259H205L206 257L203 256V259H200ZM107 258H106V255H105L104 259L98 260L99 262L96 263V264H113L112 261H111V259H109V258L107 259ZM153 258H155V257H153ZM79 259H81V258H79ZM65 260H64L66 262L65 264H70V261L71 260L69 262H68L67 259H65ZM115 260H116V262H119L120 261L119 257H116ZM149 260H151L149 264H152V263H154L156 261V260H152V259H149ZM189 260H191L193 262H190ZM247 260L249 261V263L246 262ZM72 262H73V260H72ZM131 262H132V264H136L137 263V262L133 263V261H131ZM131 262H130V264H131ZM23 264H31V263H29V262H23ZM53 264H58V262L57 261H54ZM59 264H61V263H59ZM62 264H64V263H62ZM154 264H156V263H154Z\"/></svg>", "mask_w": 264, "mask_h": 264}, {"label": "crops", "instance_id": "obj_3", "mask_svg": "<svg viewBox=\"0 0 264 264\" xmlns=\"http://www.w3.org/2000/svg\"><path fill=\"white\" fill-rule=\"evenodd\" d=\"M254 93V92H253ZM252 98L254 99L255 98V94H253L252 95ZM258 105H261V106H264V104H252L251 105V107H249V108H246V109H239L240 111L238 112L239 114H241V116H244V110L246 111V110H251L252 108H256ZM233 111V110H232ZM252 112V111H251ZM255 117H259V118H263L264 119V112H263V115H259V116H255ZM247 118H254V117H252V116H247ZM250 163L251 162H249V163H245V164H247V166L248 165H250ZM239 166V165H238Z\"/></svg>", "mask_w": 264, "mask_h": 264}]
</instances>
